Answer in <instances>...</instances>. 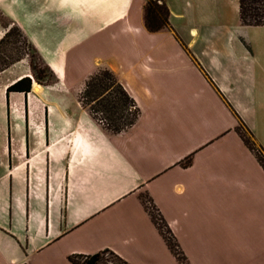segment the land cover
Segmentation results:
<instances>
[{
    "label": "crops",
    "instance_id": "crops-1",
    "mask_svg": "<svg viewBox=\"0 0 264 264\" xmlns=\"http://www.w3.org/2000/svg\"><path fill=\"white\" fill-rule=\"evenodd\" d=\"M164 1L169 25L149 31L146 0H0L54 76L36 84L26 58L0 71V264H74L105 249L185 264L145 198L186 264H264V168L237 132L245 124L264 148V25L242 24L238 0L225 34L194 25L188 36L177 1ZM219 2L183 4L207 26L211 12L223 17ZM101 68L140 109L119 133L79 101ZM23 76L31 91L7 92ZM26 149L48 156L37 181L14 180Z\"/></svg>",
    "mask_w": 264,
    "mask_h": 264
},
{
    "label": "trees",
    "instance_id": "trees-1",
    "mask_svg": "<svg viewBox=\"0 0 264 264\" xmlns=\"http://www.w3.org/2000/svg\"><path fill=\"white\" fill-rule=\"evenodd\" d=\"M169 15L170 11L164 0H146L145 25L149 31H158L167 27L169 25ZM239 16L244 25H264V0H239ZM9 33L10 30L5 33L4 37L9 35ZM2 39L0 38V42ZM23 58H25V56H21L4 67H0V71ZM31 66L35 69L37 76L40 77V74L44 73V71L37 70V65L32 63V61ZM46 68L50 74L53 75L47 66ZM36 80L38 81V77ZM31 89L32 78L30 76H23L9 85L7 87V92L20 91L28 93ZM79 101L95 119L100 121L107 130L113 133H119L132 126L140 114V109L133 97L125 89L115 73L108 68L99 69L86 80L84 88L80 93ZM241 127L247 130L250 137L242 132ZM237 132L245 144L255 153L257 159L264 168V148L257 143L251 130L245 124L240 123L237 127ZM255 144L258 145V148ZM186 162L190 163L191 158L188 157ZM148 201L151 203L153 210L157 213L155 214L151 208L147 206L151 217L161 231L169 248L182 263L186 264V258L180 250L179 244L171 229L157 211L151 199H148ZM105 252H110L114 255V264H131L109 249L91 255H73L70 256V260L74 264H98L101 255Z\"/></svg>",
    "mask_w": 264,
    "mask_h": 264
},
{
    "label": "rangeland",
    "instance_id": "rangeland-1",
    "mask_svg": "<svg viewBox=\"0 0 264 264\" xmlns=\"http://www.w3.org/2000/svg\"><path fill=\"white\" fill-rule=\"evenodd\" d=\"M176 1L181 7L179 11L183 12L184 16L182 18H178V16L174 15L172 19L180 26L182 33L188 36L194 35L189 30V28L194 25L199 26L201 35L212 36L225 34L223 32V30L225 31V29L223 26H221V24H230L232 22V16L238 15V0H221L218 5H221V3H223V17L217 18L214 12H211L212 14H210V10L207 9L208 13L211 15L212 18L208 20L209 24H207V26H201L200 23H197L196 21V14L192 12L193 9H191L190 6L186 7L183 4L189 0ZM0 30L2 35L1 39L3 38L0 42V67H4L5 65L9 64L12 61H15L21 56H25L27 61L26 64L30 66L31 73L36 84H45L49 81L52 82L54 80V76L51 75L50 72L47 70L45 64L40 59L37 51L34 50L32 44L27 40L23 32L16 26V24H14L10 19L4 16L2 12H0ZM9 30V35L4 37L5 33ZM31 61L32 63H35L37 65V70L44 71V73L40 74V77L37 76L35 69H33V67L31 66ZM37 77L39 82L36 80ZM241 130L248 137H250L249 133L244 127H241ZM255 146L258 148L257 144H255ZM24 156L28 157V160H25ZM24 156H18L16 154L13 160V164L17 166V171L14 174V180L21 181L22 176L29 172L33 177L34 181H37L39 176L41 174L44 175V170L47 169V154L37 150L32 152L26 149ZM53 168L57 169L54 165ZM42 170L43 173H41ZM145 202L151 208V210L155 214H157L155 210H153L151 203L148 201L147 198H145ZM114 261V255L110 252H105L101 255V259L98 264H114Z\"/></svg>",
    "mask_w": 264,
    "mask_h": 264
},
{
    "label": "bare ground",
    "instance_id": "bare-ground-1",
    "mask_svg": "<svg viewBox=\"0 0 264 264\" xmlns=\"http://www.w3.org/2000/svg\"><path fill=\"white\" fill-rule=\"evenodd\" d=\"M36 89L38 90V89H39V87H38V86H36Z\"/></svg>",
    "mask_w": 264,
    "mask_h": 264
}]
</instances>
